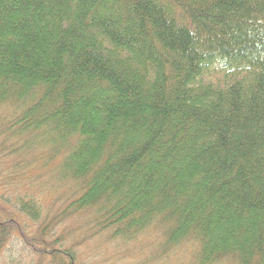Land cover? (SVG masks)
Listing matches in <instances>:
<instances>
[{"label":"trees","instance_id":"obj_1","mask_svg":"<svg viewBox=\"0 0 264 264\" xmlns=\"http://www.w3.org/2000/svg\"><path fill=\"white\" fill-rule=\"evenodd\" d=\"M9 161L39 169L0 182L13 264H89L70 237L151 226L190 264H264V0H0Z\"/></svg>","mask_w":264,"mask_h":264},{"label":"rangeland","instance_id":"obj_2","mask_svg":"<svg viewBox=\"0 0 264 264\" xmlns=\"http://www.w3.org/2000/svg\"><path fill=\"white\" fill-rule=\"evenodd\" d=\"M217 77L221 78L222 74H218ZM33 152L35 153L32 157H44V160L49 163L46 167L50 169H52L54 167L53 165L58 161V158H55L56 155L51 150L37 148ZM15 165L14 161L0 163V182L6 180V185L1 189L5 191L7 195H12V193H14L13 198L24 190L23 183L25 179H30L31 175H34V173L39 170L38 164L36 163L27 167L25 169L26 172L15 174L14 171H19V168H16ZM48 168L41 171L40 176L42 177V182L55 180L56 174L53 170L54 168L51 170L52 173L47 171L49 170ZM12 185L13 187L11 189L4 190ZM16 217L22 218L23 216L17 215ZM58 231L59 229L57 228L52 230L54 235ZM81 234L82 233L70 237L68 241H74L75 243L77 240L81 239L77 251L79 255H82L83 258H87L88 261H90L89 264H190L193 258L192 249L194 246L189 243L191 241H185L171 249H164L163 246H161L163 236L160 229L155 226L147 228L138 235L135 241L126 244L110 240L105 234L91 236L88 232L86 238L81 237ZM11 246L12 244L9 242L1 253L0 264H13L7 258ZM21 255H24V257ZM13 258L16 260V264H38L34 256H27L24 252H21L19 245L15 248ZM18 259L20 262L17 261ZM215 264L229 263L222 261Z\"/></svg>","mask_w":264,"mask_h":264},{"label":"bare ground","instance_id":"obj_3","mask_svg":"<svg viewBox=\"0 0 264 264\" xmlns=\"http://www.w3.org/2000/svg\"><path fill=\"white\" fill-rule=\"evenodd\" d=\"M232 78V76L230 75V77L229 78H227V79H231Z\"/></svg>","mask_w":264,"mask_h":264}]
</instances>
